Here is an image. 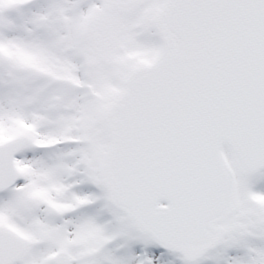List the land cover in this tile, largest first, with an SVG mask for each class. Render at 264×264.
<instances>
[{"label":"snow or ice","instance_id":"snow-or-ice-1","mask_svg":"<svg viewBox=\"0 0 264 264\" xmlns=\"http://www.w3.org/2000/svg\"><path fill=\"white\" fill-rule=\"evenodd\" d=\"M0 264H264V0H0Z\"/></svg>","mask_w":264,"mask_h":264}]
</instances>
